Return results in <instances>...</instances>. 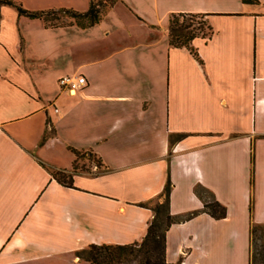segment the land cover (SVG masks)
Listing matches in <instances>:
<instances>
[{"label":"crops","instance_id":"obj_1","mask_svg":"<svg viewBox=\"0 0 264 264\" xmlns=\"http://www.w3.org/2000/svg\"><path fill=\"white\" fill-rule=\"evenodd\" d=\"M31 12H87L91 0H13ZM173 14L213 34L169 41ZM83 76L74 93L59 80ZM45 134L47 139L43 143ZM71 149L101 165L60 184ZM171 181L170 264H250L264 227V0H116L101 21L49 27L0 7V264H89L91 245L147 235L142 207ZM197 186L227 208L204 213ZM252 203V212L250 210Z\"/></svg>","mask_w":264,"mask_h":264},{"label":"trees","instance_id":"obj_2","mask_svg":"<svg viewBox=\"0 0 264 264\" xmlns=\"http://www.w3.org/2000/svg\"><path fill=\"white\" fill-rule=\"evenodd\" d=\"M243 2L246 4H255L257 0H243ZM115 3L116 0H91L89 10L84 13L67 9L31 12L13 0H0V7H15L19 15L26 16L30 19H42L49 27H60L72 24L60 22V15H68L75 19L79 26L87 28L98 24L106 10L113 7ZM212 34L213 30L205 15L173 14L170 17V45L176 48H187L197 58L198 54L192 46L193 41L196 38H210ZM47 137L48 134H45L43 143ZM71 151L76 157L72 171L51 169L53 178L67 187H73L74 176L84 172V169L78 168V161L88 156V153H83L76 149H71ZM89 155L91 158H94L92 154ZM171 190L172 183L169 180L163 193L158 198L147 204H141L142 207L149 208L153 211V219L149 224L147 235L141 243L130 245H91L78 252L77 256L89 264H170L166 258L167 232L173 224L187 222L197 215V213H192L181 219L174 218L171 214ZM195 192L204 203V213L209 214L216 220H222L227 217V208L215 199L213 193L202 186H197ZM205 194H209L210 201L207 200ZM250 210L252 212V203ZM257 232L260 233L259 240L261 242V248L255 255L253 253V241ZM177 264H183V261L181 260ZM250 264H264L263 226L253 225L251 227Z\"/></svg>","mask_w":264,"mask_h":264},{"label":"rangeland","instance_id":"obj_3","mask_svg":"<svg viewBox=\"0 0 264 264\" xmlns=\"http://www.w3.org/2000/svg\"><path fill=\"white\" fill-rule=\"evenodd\" d=\"M61 18V23L64 24H69V23H77V21L71 17H69L68 15H60L59 16ZM93 167H97L99 170H101V165L99 164V162L95 159L92 158L90 159L89 156H86V158L84 159H80L78 161V168L79 169H84V171H86L88 168H93ZM207 200H211L209 194H205ZM260 237V233L257 232L253 241V253L256 255V253L258 252V250L261 248V242L259 240Z\"/></svg>","mask_w":264,"mask_h":264},{"label":"built area","instance_id":"obj_4","mask_svg":"<svg viewBox=\"0 0 264 264\" xmlns=\"http://www.w3.org/2000/svg\"><path fill=\"white\" fill-rule=\"evenodd\" d=\"M86 84V79L83 76H66L59 80V86L71 93L83 89Z\"/></svg>","mask_w":264,"mask_h":264}]
</instances>
